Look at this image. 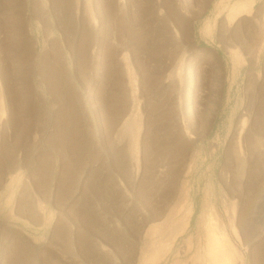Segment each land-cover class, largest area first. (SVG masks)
Wrapping results in <instances>:
<instances>
[{"label": "rangeland", "instance_id": "obj_1", "mask_svg": "<svg viewBox=\"0 0 264 264\" xmlns=\"http://www.w3.org/2000/svg\"><path fill=\"white\" fill-rule=\"evenodd\" d=\"M187 211L158 264L213 221L264 264V0H0V264H141Z\"/></svg>", "mask_w": 264, "mask_h": 264}, {"label": "bare ground", "instance_id": "obj_2", "mask_svg": "<svg viewBox=\"0 0 264 264\" xmlns=\"http://www.w3.org/2000/svg\"><path fill=\"white\" fill-rule=\"evenodd\" d=\"M248 10L249 8L247 3L236 4L231 9L229 17L231 20H234L236 16ZM190 217H191V213L189 211L188 215L181 219L179 225L177 224L178 227H176V229L169 234V236L163 242V245L162 246L160 245L161 247L159 246L160 247V248L158 247L159 249L152 251L145 259H141L142 260L141 264H158L163 259L165 260V258H168V256H170L171 253H173L175 243L178 240V238L187 231ZM213 222L208 223V225H206L207 226L206 238H205L206 242H205L203 257L198 255L196 259H194L192 264H238L239 254L237 252V248L230 239L229 234H227V232L223 228V222L222 224L219 223L220 226L217 223H213ZM234 222L232 229L236 230V227H234L235 226ZM240 263H241V259H240Z\"/></svg>", "mask_w": 264, "mask_h": 264}]
</instances>
